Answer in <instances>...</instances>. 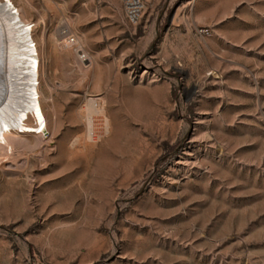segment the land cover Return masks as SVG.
Wrapping results in <instances>:
<instances>
[{"label":"rangeland","instance_id":"rangeland-1","mask_svg":"<svg viewBox=\"0 0 264 264\" xmlns=\"http://www.w3.org/2000/svg\"><path fill=\"white\" fill-rule=\"evenodd\" d=\"M0 3L47 118L0 145V264H264V0Z\"/></svg>","mask_w":264,"mask_h":264},{"label":"bare ground","instance_id":"bare-ground-1","mask_svg":"<svg viewBox=\"0 0 264 264\" xmlns=\"http://www.w3.org/2000/svg\"><path fill=\"white\" fill-rule=\"evenodd\" d=\"M9 29V21L0 3V145L25 142L20 137L12 136L8 131L9 126H13L19 133L36 135L47 129V118L41 105L36 74L26 72L24 75L25 83L19 82L12 50L21 53V46L26 45V42L11 39ZM27 105H32L37 113L38 120L34 118L35 124L27 122L29 120L27 119ZM32 129L37 130V132H29Z\"/></svg>","mask_w":264,"mask_h":264},{"label":"built area","instance_id":"built-area-1","mask_svg":"<svg viewBox=\"0 0 264 264\" xmlns=\"http://www.w3.org/2000/svg\"><path fill=\"white\" fill-rule=\"evenodd\" d=\"M148 1L149 0H121L128 20L134 23L139 21L147 7ZM199 31L203 34H209V29L207 28H202ZM68 43L74 46L78 44V41L75 36L69 35ZM82 59L84 61L88 60L86 53L82 54Z\"/></svg>","mask_w":264,"mask_h":264}]
</instances>
